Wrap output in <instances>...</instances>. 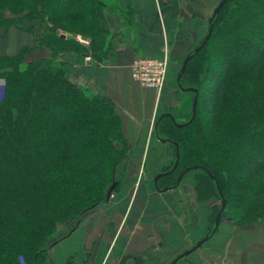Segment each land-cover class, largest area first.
<instances>
[{"label":"trees","instance_id":"16d2710c","mask_svg":"<svg viewBox=\"0 0 264 264\" xmlns=\"http://www.w3.org/2000/svg\"><path fill=\"white\" fill-rule=\"evenodd\" d=\"M70 2L63 10L58 0H0V38L25 22L50 25L38 42L49 56L26 62L28 47L0 56V264H44L48 236L70 216L100 204L116 166L128 158L113 103L71 82L58 59L68 51L97 62L107 57L111 37L103 27L104 4ZM210 20V38L197 53L191 51L179 82L197 90L193 120L195 94L186 92L191 97L185 117L171 112L174 120L164 117L154 127L159 140L178 150L177 168L157 185L165 180L161 188H174L180 172L195 170L221 203L208 236L217 230L222 201V215L237 224L264 216V0H228ZM58 29L90 37L91 47L67 40ZM214 54L226 58L216 77ZM203 101L213 104L206 106L211 112ZM239 158L245 166L227 171L226 163ZM99 181L108 183L103 194L95 192Z\"/></svg>","mask_w":264,"mask_h":264},{"label":"crops","instance_id":"0c3cea01","mask_svg":"<svg viewBox=\"0 0 264 264\" xmlns=\"http://www.w3.org/2000/svg\"><path fill=\"white\" fill-rule=\"evenodd\" d=\"M220 1L101 0L111 37L107 57L96 63L76 52L59 56L71 82L112 99L122 121L123 135L132 146L131 157L123 164L130 177L136 176L135 185L129 181L130 190L125 188L106 218L86 232L73 234L80 229L76 227L56 242L73 245L63 254L93 241L100 264H171L208 236L209 210L198 206L191 189H177L179 182L174 188L148 195V180L130 171L144 168L154 180L156 173L171 161L172 148L154 134L155 120L158 112L162 109L163 114L173 102L175 85L168 83L169 75L177 77L181 68L177 64H182L193 45L203 40L204 22ZM34 44L30 35L11 30L7 37L0 38V56L15 55L26 45H33L28 61L48 56L46 50ZM164 55L169 65L160 94L132 81L130 66L136 58ZM114 180L120 184L117 176ZM133 186L137 194L132 193ZM110 203L111 196L105 206ZM175 264H264V221L238 226L223 220L196 250L178 258Z\"/></svg>","mask_w":264,"mask_h":264},{"label":"rangeland","instance_id":"374dc122","mask_svg":"<svg viewBox=\"0 0 264 264\" xmlns=\"http://www.w3.org/2000/svg\"><path fill=\"white\" fill-rule=\"evenodd\" d=\"M70 1H72V0H58L59 7H61V9H63V10H67V8L69 6V3H71ZM49 6L50 5H48V8L51 7V6L50 7ZM104 13H105V8H104ZM212 14H213V12H212ZM7 15L11 16L9 13H7ZM211 17H212V15L210 17H208L205 20V22H204V25H205V28H206V32L204 33V37L207 34L208 22H209ZM105 23L106 22H104L103 27L105 28L106 32L108 33V30L106 28V24ZM47 26H50V25L42 24L38 20L32 21V22H25L22 25V28L11 27L5 33V37L8 36V33L11 30H16L17 32H21L23 34H27V36L30 35V37H32V39H33V41L35 43L34 46H36L37 48H40L42 50H46L47 53H48V56H49L50 55L49 49L46 48L45 46H39L38 45V42L41 39V37L47 32V30H46ZM56 34H63V35L66 36L67 40H75V41L79 42L80 44H87L89 48L91 47V39H90V37H88L86 35H83V34H80V33H76V32H71V30L67 31V30H61V29H58ZM200 42L201 41L198 40V42L195 45H193L194 48L192 49V51L200 44ZM217 42L218 43H224L225 41L220 39V40H217ZM27 46H28V48L30 50L33 47V45H26V46H23V47H27ZM219 46H220V44L217 45V47H219ZM28 52L25 55L26 62H29L28 61L29 60L28 59L29 58L28 54H30V53H28ZM68 52H71V51H68ZM62 53H65V52H62ZM62 53H60V55ZM190 53H191V51H190ZM58 59H59V57H58ZM225 59L226 58L224 56H222L221 54L220 55L219 54H214L213 55L212 60H211V63L213 65V70H212V76L213 77H216L217 74L222 71V68H223L222 67L223 63L222 62ZM135 60L132 62V64L135 62ZM89 61H94L96 63H99V62H97L96 60H94L91 57H90ZM168 62H169V59H168ZM178 67H181V63L180 62L177 64V68ZM65 68H66V65H65ZM167 72H168V67H167ZM178 73L176 74V76L178 75ZM130 76H131L132 81L135 84H137L139 87H141L143 89H147V88L142 87L140 84H138L136 81L133 80L132 75H131V66H130ZM176 78L177 77H175L174 74L173 75L171 74V76L169 75L168 83L172 84V85L173 84L175 85L174 89L172 91L173 94L171 93L172 96H173V102H172V105H170L168 108L163 110V114L164 113L174 112L177 115H179V117L184 118L185 117L184 115H185V113L187 112V109H188V103H189L191 95L186 94V92H182L178 88V85H177V82H176ZM166 81H167V73H166L165 84H166ZM165 84L163 86L162 91L164 90ZM147 90H149V89H147ZM89 93H92V92L89 91ZM93 94H96V93H93ZM98 95H100V94H98ZM101 96H104V95H101ZM104 97L109 99L113 103L112 99H110L107 96H104ZM203 98H204V100L206 98H208L206 93H204V97ZM212 105L213 104L210 103V101H207V102L203 101V106H205L207 111H209V108ZM206 106H208L209 108L206 107ZM113 108H114L115 113L118 115V113L116 112V108H115V104L114 103H113ZM209 112H211V111H209ZM161 113H162V109L158 112L157 118L155 120V123L157 122L159 117L162 115ZM154 134H155V132H154ZM165 144L167 146L171 147L172 150H173L172 158H171V161L169 162V164L174 162L172 167H171V170H172V168H173V166L175 164V161H176V157H175L176 150H175L174 146L172 144H170L169 142H166ZM117 147L119 148V150H123V149L125 150L126 149V148H124L125 146L120 145V144H117ZM128 147H129L128 158L125 159L124 161H122L121 163H119L116 166V168H115L114 176L115 177L117 176L119 178L120 184H118L116 186L114 192H112V194H111V203H110L109 207L105 206L106 198H104L103 201L100 202V204H98L95 207H93L92 209H90V211L82 214L81 216H70L67 220H65L64 222L60 223L57 226V228L53 231V233L48 236V248H47L46 253L44 254V260H43L44 264H100V261H101L100 259L101 258L99 257V253L96 250V244H95L96 242L89 241L81 249H77V248L76 249H72V252L69 253V254L68 253L67 254H63V253L66 251L67 248H69V247L73 248L72 244L65 243L63 246H61V243H56V242H58L59 240L65 238V237H67L73 231V229L76 228V227L80 228V229L75 231L73 234H75L76 232L78 233L79 231H81V232L85 231L86 232L88 229L91 228V226L93 227L95 222H96V224H98V222L101 221L102 218H106V214L109 212V210H111V209L113 210L114 209L113 206L114 207L117 206L118 197L120 196V194L123 193V191L125 190L126 187H127V191H128V188L132 185V184H130L129 181L133 180L132 183L134 182L133 185H135L136 176L130 177L129 176L130 173L128 172V170H126V167L124 166V164H126L125 163L126 160H128L131 157L132 146L130 145L129 142H128ZM174 159H175V161H174ZM243 163H244V161H242V158H239V159H235V163L233 165L231 163H228V164L226 163L225 167H226L227 171H229L230 166H233L236 169H240V167L245 166V164H243ZM169 164H167V166ZM167 166H165L160 171H158L156 173V176L158 174H160V172H163L166 169ZM177 166H178V164H177ZM143 169L144 168L136 170L135 172H132V171H130V172L132 173V175H133V173H135L138 176V178H139V176H142V178H144V180H148L147 181L148 182L147 185L149 186L148 195H154L155 193L158 194V192H160L163 189V188H161V186L163 184H165L166 181L165 180H163L161 182L159 181V183H160L159 186L157 185L158 181L156 183L154 182V185H152L154 180H152V178L149 177V175H150L149 173L150 172H146L145 171L146 169H144V171H143ZM245 169H247V168H244V170ZM174 177L175 176H173L172 178H174ZM234 178H238V177L235 176ZM202 180H203V178H201L195 170H188L182 176L180 183L179 184L177 183L178 184L177 189L178 188L191 189L192 193L196 197V202H197L198 206L203 207V208H205V207L208 208V210H209L208 223L210 225L212 217L214 215V212H215V210L217 208H219L221 203L219 201H217V199L214 196V193L211 192V190H209V188L206 185V182L202 181ZM239 180L241 181L240 184H243V186H246V185H244L245 184L244 181H242L241 179H239ZM107 184H108L107 182L105 183L103 181H99L95 192L97 191V192H101L103 194L104 193L103 190H105ZM156 186L159 188V190L156 189ZM129 190H130V188H129ZM134 192H135V194L138 193V192L135 191V186H133V188H132V193H134ZM245 193H246V190L241 191V194H245ZM235 198H238V196H235ZM84 201L87 202V201H90V200L88 199V200H84ZM234 201H238V200L236 199ZM237 203H240V205L242 204L241 201H238ZM93 213H95V214H93ZM220 219L221 220H219L218 226L223 220L224 221L225 220L231 221V222H233L234 224H236L238 226L242 224V223L241 224H237L236 220L231 215H229L227 213H225L224 215H221ZM263 221H264V216L258 221L254 222L252 220H249L246 223L254 224L256 222H263ZM54 243H56V244H54ZM112 262H114V261H112ZM107 264H110V263L108 262ZM112 264H114V263H112Z\"/></svg>","mask_w":264,"mask_h":264},{"label":"water","instance_id":"95a60500","mask_svg":"<svg viewBox=\"0 0 264 264\" xmlns=\"http://www.w3.org/2000/svg\"><path fill=\"white\" fill-rule=\"evenodd\" d=\"M228 0H221L219 2V4L216 6V8L214 9L213 11V14H212V17L215 16L219 11L220 9L225 5V3L227 2ZM211 22V20H209V23ZM212 33V24L209 25L208 27V31H207V34L206 36L203 38V40L201 41V43L199 44V46H197L195 49H194V53H197L205 44L206 42L208 41V39L210 38V35ZM193 54L189 53L182 61V64H181V69L177 75V78H176V82H177V85L179 87V89L182 91V92H193L195 94V97H194V100H193V103H192V117H191V120H193L194 116H195V112H196V105H197V90L196 89H192V88H188V89H183L182 87H180V78L182 76V74L184 73L185 71V67H186V64L187 62L191 59ZM164 117H167V118H170L171 120H174L172 115L170 113H164L162 114L159 119L157 120V122L155 123V126L157 125V123ZM186 125V123H183V124H178V127H184ZM161 142H165V140H161ZM176 146V145H175ZM175 150H176V153H175V157H176V161H175V164L172 168V170H174L176 167H177V164H178V150H177V146L175 147ZM189 169H186L184 171H182L180 173V175L178 176L176 182L179 183L182 176L188 171ZM168 173H160L158 174L155 178H154V182L156 183L157 180L161 177H164L166 176ZM118 185V183L116 181H114L112 183V185L110 186V188L108 189L107 191V194H106V200H108L112 194V192L114 191V189L116 188V186ZM156 189L159 190V188L156 186ZM170 189V187H166L164 189H162L163 191H166ZM161 190V191H162ZM224 207H225V202L222 201V205H221V208L218 210L216 216H215V223L218 224L219 223V220H220V217L224 211ZM208 236H206L204 239H202L200 242H198L197 244H195L192 248H190L189 250H187L186 252H184L182 255H180L178 258H181V257H184L186 255H188L190 252L196 250L206 239H207ZM176 258L171 264H175V262L177 261Z\"/></svg>","mask_w":264,"mask_h":264},{"label":"built area","instance_id":"2783aa9c","mask_svg":"<svg viewBox=\"0 0 264 264\" xmlns=\"http://www.w3.org/2000/svg\"><path fill=\"white\" fill-rule=\"evenodd\" d=\"M88 48L87 44H82ZM90 60V56L85 57ZM168 67V58L141 56L131 65V75L134 81L142 87L161 93L165 84Z\"/></svg>","mask_w":264,"mask_h":264},{"label":"flooded vegetation","instance_id":"af4514ba","mask_svg":"<svg viewBox=\"0 0 264 264\" xmlns=\"http://www.w3.org/2000/svg\"><path fill=\"white\" fill-rule=\"evenodd\" d=\"M166 168H167V167H166ZM171 171H173V170L167 169V170H165V171H163V172H160V173H168L167 175H169V174L171 173ZM167 175H166V176H167ZM164 177H165V176H164ZM161 178H163V177H161ZM159 179H160V178H159ZM159 179H158V180H159ZM158 180H157V181H158ZM165 188H166V187H165ZM170 188H173V187H170ZM163 189H164V188H163Z\"/></svg>","mask_w":264,"mask_h":264}]
</instances>
